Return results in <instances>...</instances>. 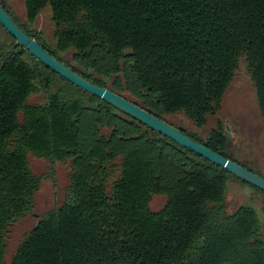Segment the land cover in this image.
Returning <instances> with one entry per match:
<instances>
[{
    "label": "trees",
    "instance_id": "obj_1",
    "mask_svg": "<svg viewBox=\"0 0 264 264\" xmlns=\"http://www.w3.org/2000/svg\"><path fill=\"white\" fill-rule=\"evenodd\" d=\"M23 3L25 21L0 0L72 71L166 123L183 114L204 128L244 60L264 121V0ZM43 14L49 37L36 29ZM0 31V264L11 230L35 215L42 184L55 183L56 164L69 166L68 184L9 264H264L263 191L65 80ZM217 125L206 136L171 126L256 173ZM31 156L51 164L46 174L33 173ZM232 184L251 196L229 213Z\"/></svg>",
    "mask_w": 264,
    "mask_h": 264
},
{
    "label": "rangeland",
    "instance_id": "obj_2",
    "mask_svg": "<svg viewBox=\"0 0 264 264\" xmlns=\"http://www.w3.org/2000/svg\"><path fill=\"white\" fill-rule=\"evenodd\" d=\"M7 1L15 16L25 21L23 0ZM36 29L49 37L52 25L48 14H43L36 25ZM219 120L226 128V133L231 137L234 158L264 178V121L258 110L255 86L244 60L240 61L238 70L223 101L221 111L216 117L210 118L204 128H197L183 114L167 117L168 123L174 127L200 136H206L213 129H216ZM30 166L36 175L46 174L47 170L51 168L48 161L39 160L33 156L30 157ZM54 169L55 183L45 181L42 184L36 197L37 210L35 215L27 218L11 230L7 242L6 264L11 262L25 234L36 226L38 217L52 209L60 200L63 190L68 184L69 166L56 164ZM250 194L249 188L232 184L228 195L227 211L233 213L238 206L248 202ZM257 200L255 206L259 208L260 201ZM163 204L164 199L156 198L153 207L157 209Z\"/></svg>",
    "mask_w": 264,
    "mask_h": 264
},
{
    "label": "water",
    "instance_id": "obj_3",
    "mask_svg": "<svg viewBox=\"0 0 264 264\" xmlns=\"http://www.w3.org/2000/svg\"><path fill=\"white\" fill-rule=\"evenodd\" d=\"M0 24L30 55L36 58L46 67L53 70L65 80L98 97L121 112L133 117L142 124L148 126L157 133L171 139L180 146L202 156L211 163L223 168L237 179L264 192V178L241 166L240 164L220 155L212 149L194 141L184 133L152 115L120 95L102 88L76 72L72 71L48 51H46L35 39L26 35L12 20L0 4Z\"/></svg>",
    "mask_w": 264,
    "mask_h": 264
}]
</instances>
